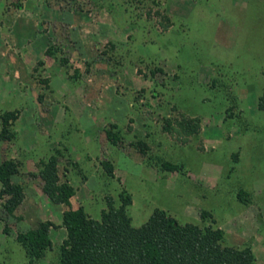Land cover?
<instances>
[{
    "label": "rangeland",
    "instance_id": "1",
    "mask_svg": "<svg viewBox=\"0 0 264 264\" xmlns=\"http://www.w3.org/2000/svg\"><path fill=\"white\" fill-rule=\"evenodd\" d=\"M17 92L21 100L2 102ZM263 94L264 0H0V154L22 157V184L32 188L43 187L41 170L57 154L77 189L65 207L95 218L126 190L134 225L155 208L182 223L215 219L226 243L252 246L264 264ZM50 110L67 119L51 132ZM8 111L19 113L10 139ZM183 116L199 118L201 131L178 132ZM19 128L40 133L34 161ZM28 193L13 215L0 196V264H30L19 238L42 221L56 224L53 247L35 264H60L64 208L31 205Z\"/></svg>",
    "mask_w": 264,
    "mask_h": 264
},
{
    "label": "trees",
    "instance_id": "2",
    "mask_svg": "<svg viewBox=\"0 0 264 264\" xmlns=\"http://www.w3.org/2000/svg\"><path fill=\"white\" fill-rule=\"evenodd\" d=\"M259 108L264 110V94L259 98ZM18 117L17 111L1 115L4 137H13L9 126ZM178 125L181 129L178 132L188 136L201 131L199 118L183 116ZM166 128L172 131L176 127L168 121ZM106 135L114 145L120 144V136L112 129H107ZM139 144L142 152H146L147 144L142 141ZM20 166L14 158L0 164V196L5 199L4 208L10 215L26 198L25 185L13 180L14 175L22 173ZM67 171L61 174L57 154L44 163L42 188L53 203L71 205L76 194ZM119 196L120 205H116L113 197H107V208L100 218L90 215L84 206L64 212L62 226L67 237L61 246L60 264H257L252 246L226 243V232L213 224L215 219L206 226L182 223L167 210L155 208L146 222L136 226L129 214L132 195L123 190ZM203 216L212 214L204 211ZM55 225L52 221H42L28 235L19 238L31 256L30 264H35L36 258L53 247L50 232Z\"/></svg>",
    "mask_w": 264,
    "mask_h": 264
},
{
    "label": "crops",
    "instance_id": "3",
    "mask_svg": "<svg viewBox=\"0 0 264 264\" xmlns=\"http://www.w3.org/2000/svg\"><path fill=\"white\" fill-rule=\"evenodd\" d=\"M14 73H15V77H17L19 75L18 71H15ZM17 94L18 95H13V96L7 94L6 96H4L2 102L10 103L9 101H11L12 104H14L12 100L19 101V100L22 99L20 97V95H19L18 92H17ZM14 107H16V106H14ZM7 110H14V108H13V106H11V108H8ZM49 112L50 113H48V116H50V119H51L50 122L48 121L50 123V131L49 132L52 131V128H53V130H55V128H56L55 126H59V127L61 126L62 127L67 122L66 116L63 118L60 113H58L57 111H53V110H50ZM30 116L31 117H34V114L32 115V113H30ZM61 117H62V119H60ZM23 118H26V117L23 116ZM26 120H27L28 123H31L32 122V120H30V119H26ZM30 129L29 128H26V129H20L19 128L17 130V138H18V141L21 143V146H22V149L24 150V153L26 155H28L34 161V160H36L35 158L38 157V156L35 157V155L37 154L38 149L42 147V145L39 142L38 135H37V134H40V133L37 131V132H35V134H31V130ZM35 130H38V128H36ZM34 131H32V132H34ZM63 131H65V130H63ZM63 134H65V136L68 138V136H67L68 132L67 133L64 132ZM62 138L60 137L59 141H61ZM9 158H14V159H17L18 158L19 159V162L22 161V159H21L22 157H20V156L17 157V155H14V154H9L8 156L7 155L5 156L3 154H0V164L4 160L9 159ZM20 163H22V162H20ZM20 169H21V166H20ZM21 171H22V169H21ZM13 180L16 183H19V184H22V182H23V179L21 178V175L20 174L19 175H14L13 176ZM32 184L33 183L30 182V185H32ZM31 188L32 187H30V186H27V185L25 186L26 198H25L24 202L27 200V197H29L28 191L31 190V196H34V200H31V202H30L31 205H35L38 202L39 199L40 200H45V202H51V203H53L50 200V198L45 194V192L43 191V188L42 187L41 188H38V186H37L36 188H32V189ZM0 189H1V183H0ZM71 202H73L72 199H71ZM55 205L61 206L60 208H64V209H62L63 210V213L65 212V210H68L69 209L68 207H65V204H55ZM74 209H77V208H74ZM62 216H63V214H62ZM61 224H62V220H61ZM36 227L37 226H34V228H36ZM60 229L61 230H64V232L66 234V237H67V230H66V228L64 226H61Z\"/></svg>",
    "mask_w": 264,
    "mask_h": 264
}]
</instances>
